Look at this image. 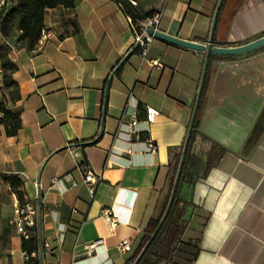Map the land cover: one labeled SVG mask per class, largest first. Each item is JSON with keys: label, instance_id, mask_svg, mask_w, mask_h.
<instances>
[{"label": "crops", "instance_id": "obj_1", "mask_svg": "<svg viewBox=\"0 0 264 264\" xmlns=\"http://www.w3.org/2000/svg\"><path fill=\"white\" fill-rule=\"evenodd\" d=\"M218 2L146 0L143 5L159 7L158 30L208 43ZM44 23L51 36L41 50L37 44L20 45L0 53V101L21 121L14 135L8 132L11 120L0 123V264H26L14 224L19 197L5 174L22 179L21 201L39 203L41 194L42 246L33 235L46 264H125L169 195L206 52L155 38L148 57L161 65L144 62L138 48L129 55L135 35L117 0L49 8ZM216 27L213 42L215 36L219 46L264 36V0H226ZM7 74L16 83L14 92ZM148 107L158 111L151 123ZM134 115L137 131L130 125ZM196 121L180 193L179 242L198 249L182 259L264 264V45L212 58ZM150 140L157 144L152 155ZM83 163L100 177L94 195L84 184ZM55 177L67 180L54 184ZM106 209L118 219L115 228ZM97 239L103 243L87 256L86 245ZM127 239L131 249L124 251Z\"/></svg>", "mask_w": 264, "mask_h": 264}, {"label": "trees", "instance_id": "obj_2", "mask_svg": "<svg viewBox=\"0 0 264 264\" xmlns=\"http://www.w3.org/2000/svg\"><path fill=\"white\" fill-rule=\"evenodd\" d=\"M14 4L7 11L4 17L6 19L17 18V28L22 32V39L24 40L25 45L29 49H34L37 42L41 37L42 30L45 27V15L49 8H54L57 6L64 7H74L77 0H14ZM119 4H122V8L127 15L132 16L134 23L139 25V23L149 17H152L158 9L156 7H150L148 9L144 8V5L141 7L140 0L138 1V5H134L130 0H117ZM226 0L223 1L222 6L218 15V22L220 20L224 5ZM217 22V25H218ZM217 29V27H216ZM215 29V31H216ZM214 42H216V38L214 36ZM0 53L3 55L5 52L2 51V47L0 46ZM216 56V54H211L209 63L212 58ZM11 68H14L13 63H9ZM5 82L8 86L13 88V92L17 90L16 83L12 78L11 74H7L5 76ZM0 112L3 113V117H0V123L5 122L7 119L11 120V127L8 129L10 135H14L17 133L18 129L21 126V121L19 116L15 111L9 109L3 101H0ZM197 121L194 125V129L192 132L186 162L184 164L180 184L178 186L177 194L175 200L173 202L171 211L166 218L163 226L158 232L157 236L151 243L150 247L147 249L143 258L139 262V264H189V259L184 260L182 257L189 258L190 256H194L198 247L191 242L183 243L179 242L182 233L184 232V212L180 207L181 202V186L186 178V174L189 168V161L193 156V144L195 142L197 136ZM214 146V145H213ZM181 159V154H179L175 159V168L174 173L171 178V188L169 191V195L165 204L162 207L160 214L151 219L150 225L147 228L144 237L142 239L141 245L134 253V255L127 260L125 264H133L150 239L151 235L154 233L155 229L159 225L163 214L166 210L168 201L170 199V195L172 192L173 184L176 177V172L178 169V165ZM212 157L209 156L207 162V169L212 164ZM4 178L9 180L12 187L15 189L18 197L23 200L24 194L21 190L22 179L14 174H5ZM23 248L29 252H33L38 249V240L36 235H33L30 239L23 240L22 244Z\"/></svg>", "mask_w": 264, "mask_h": 264}, {"label": "built area", "instance_id": "obj_3", "mask_svg": "<svg viewBox=\"0 0 264 264\" xmlns=\"http://www.w3.org/2000/svg\"><path fill=\"white\" fill-rule=\"evenodd\" d=\"M134 5H138L137 0H130ZM14 0H0V17L7 13V11L14 4ZM122 7V4H120ZM129 21L131 23L134 35H135V46L139 50V54L144 62H149L151 65H161L159 59H149L148 54L151 48V45L156 38L154 34L149 33V28L158 29L161 12L157 11L152 17H149L136 25L132 16L127 15ZM51 33L47 31L45 28L42 30L41 37L37 42V48L41 50L45 44V42L50 38ZM158 114V111L154 108H147V122L151 123L155 120V116ZM138 124V119L136 115H134L131 119L130 125L133 127L132 131H137L136 126ZM148 153L152 155L156 149L157 144L150 140L148 142ZM79 169L83 175L84 184L89 189V192L94 195L97 189V184L100 181L99 175H97L89 163H83L79 166ZM67 180V177L59 178L55 177L53 179L54 184H58ZM77 183L74 182L71 187L76 186ZM14 224L16 226V230L18 235L23 239H30L34 232L38 235V239L40 241V230H39V216H40V208L39 203L34 200H26L21 201L19 198H16L14 203ZM105 217L110 223L112 228H115L118 224V219L113 211V209H106ZM103 243V239H97L94 242L86 245V255L89 256L92 252ZM121 247L124 251H129L131 249V242L127 239L124 240L121 244ZM23 258L26 264H46L43 252L40 249H37L33 252H29L27 250H23L22 252Z\"/></svg>", "mask_w": 264, "mask_h": 264}, {"label": "water", "instance_id": "obj_4", "mask_svg": "<svg viewBox=\"0 0 264 264\" xmlns=\"http://www.w3.org/2000/svg\"><path fill=\"white\" fill-rule=\"evenodd\" d=\"M224 0H219L216 11H215V15H214V19H213V25H212V34L211 37L208 41V43H200V42H196V41H192V40H187V39H183L180 38L178 36L169 34V33H165L163 31L160 30H156L154 28H149V33L150 34H154L156 36V38H161L164 40H167L169 42L184 46V47H188L191 49H195V50H199V51H204L206 52V58H205V63H204V74H203V79H202V83H201V88L198 94V98L196 101V105H195V109H194V113H193V117H192V121L190 124V128L187 134V138L185 141V145L182 151V155H181V159L178 165V169H177V174L175 177V181L173 184V188H172V192H171V196L169 199V202L167 204L166 210L163 214V217L159 223V225L157 226V228L155 229L154 233L151 235L150 239L148 240V242L146 243V245L144 246V248L142 249V251L140 252V254L138 255V257L136 258L135 262L133 264H139V262L141 261V259L143 258L144 254L146 253L147 249L150 247L151 243L153 242V240L155 239V237L157 236L158 232L160 231L161 227L163 226L166 218L168 217L173 202L175 200L176 194H177V190H178V186L180 184V180H181V176H182V172H183V168H184V164L186 162V158H187V152H188V148H189V144H190V140H191V136H192V132L194 129V124L196 121V117H197V113H198V109H199V105H200V100H201V94L203 91V87H204V83H205V76L207 73V69H208V65H209V60H210V56L211 54H218V55H237V54H242V53H246L249 51H252L256 48H259L261 46L264 45V36L255 39L251 42L242 44V45H237V46H219V45H214L213 42V33L214 30L217 26V22H218V15H219V11L220 8L222 6ZM137 48L136 46L131 50V52L129 53V55L133 52V50ZM39 208H40V215L42 213V205H41V194H39ZM40 240H41V246H42V225L40 223Z\"/></svg>", "mask_w": 264, "mask_h": 264}, {"label": "rangeland", "instance_id": "obj_5", "mask_svg": "<svg viewBox=\"0 0 264 264\" xmlns=\"http://www.w3.org/2000/svg\"><path fill=\"white\" fill-rule=\"evenodd\" d=\"M146 0H140L141 7ZM150 8V7H148ZM146 8V9H148ZM159 10V7H156ZM25 45L22 32L17 28V18L0 20V46L3 52H7L13 46ZM14 87V86H12Z\"/></svg>", "mask_w": 264, "mask_h": 264}]
</instances>
